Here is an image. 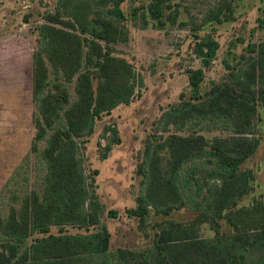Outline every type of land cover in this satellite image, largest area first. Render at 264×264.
Returning <instances> with one entry per match:
<instances>
[{
    "label": "trees",
    "instance_id": "1",
    "mask_svg": "<svg viewBox=\"0 0 264 264\" xmlns=\"http://www.w3.org/2000/svg\"><path fill=\"white\" fill-rule=\"evenodd\" d=\"M125 1L56 0L35 28V136L31 151L0 190V264H264V202L241 206L254 181L244 165L260 146L254 134L264 110V42L248 45L246 59L237 65L226 63L228 75L203 93L206 69L221 47L210 34L198 37L193 48L201 67L188 71L190 99L183 97L165 113L174 132L148 140L139 166L141 192L127 214L144 229L153 217L162 220L152 245L111 250L82 144L105 116L130 105L142 86L134 64L116 54L129 37ZM147 1L146 12L138 9L132 17L148 16L158 29L176 23V0ZM233 1L210 7L200 30L234 22ZM257 29L264 30V7ZM209 129L221 132L202 134ZM108 134L104 156L121 143L115 126L108 125L102 136ZM38 167L45 171L42 191L31 189ZM181 210L195 218L176 222L172 216ZM204 227L215 236L204 238Z\"/></svg>",
    "mask_w": 264,
    "mask_h": 264
},
{
    "label": "rangeland",
    "instance_id": "2",
    "mask_svg": "<svg viewBox=\"0 0 264 264\" xmlns=\"http://www.w3.org/2000/svg\"><path fill=\"white\" fill-rule=\"evenodd\" d=\"M219 2L176 0L179 7L175 8L180 16L165 29L156 28L148 16L132 17L138 9L140 14L146 12L143 5H147V0H126L123 4L129 37L127 43L116 47V54L134 64L142 86L137 88L139 92L130 105H122L105 116L88 143L82 144L90 191L104 207L102 223L111 233L112 251L147 248L152 245L156 223L162 221L153 217L144 229L137 219L128 216L127 210L136 207L141 192L142 176L138 170L144 160L146 142L164 140L174 132L165 123V113L192 95L188 71L201 67L193 52L197 38L210 34L221 45L217 58L206 69L203 93L228 75L226 63L237 65L242 58L246 59L248 45L264 42V30L257 29L264 0H234V22L210 24L200 30L209 8ZM55 5L56 0H0V190L32 148L35 136L33 55L38 39L35 28L41 23L42 15ZM108 125L116 127L121 143L112 144V151L104 156V148L112 135L102 136ZM220 132L209 129L202 134L214 137ZM254 136L260 140L259 149L244 165V169L254 173L253 188L241 202L242 207L264 202V110ZM44 175L43 169H33L31 189L42 191ZM109 212L116 213L117 217L111 218ZM194 218V214L185 210L172 216L176 222L183 223ZM223 231H230L226 224ZM202 235L213 238L215 232L204 227Z\"/></svg>",
    "mask_w": 264,
    "mask_h": 264
}]
</instances>
